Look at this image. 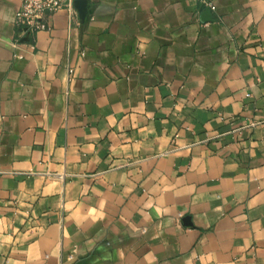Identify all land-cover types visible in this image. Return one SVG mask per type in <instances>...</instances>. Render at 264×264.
<instances>
[{
  "label": "crops",
  "instance_id": "1",
  "mask_svg": "<svg viewBox=\"0 0 264 264\" xmlns=\"http://www.w3.org/2000/svg\"><path fill=\"white\" fill-rule=\"evenodd\" d=\"M209 1L0 0V264H264V0Z\"/></svg>",
  "mask_w": 264,
  "mask_h": 264
},
{
  "label": "built area",
  "instance_id": "2",
  "mask_svg": "<svg viewBox=\"0 0 264 264\" xmlns=\"http://www.w3.org/2000/svg\"><path fill=\"white\" fill-rule=\"evenodd\" d=\"M75 0H21L20 7L16 12V21L22 28V33H30L36 30L42 17L48 13H54L67 8L72 15L78 10L74 6ZM202 10L215 9V5L209 0H197ZM70 73L73 69H69Z\"/></svg>",
  "mask_w": 264,
  "mask_h": 264
},
{
  "label": "water",
  "instance_id": "3",
  "mask_svg": "<svg viewBox=\"0 0 264 264\" xmlns=\"http://www.w3.org/2000/svg\"><path fill=\"white\" fill-rule=\"evenodd\" d=\"M74 6L78 10L80 17L84 19L87 15V0H75ZM211 15L212 11L210 8H206L203 11V16L205 17V19H210Z\"/></svg>",
  "mask_w": 264,
  "mask_h": 264
}]
</instances>
